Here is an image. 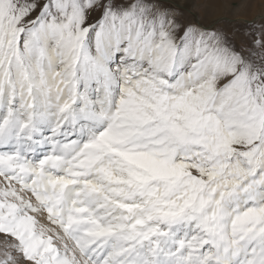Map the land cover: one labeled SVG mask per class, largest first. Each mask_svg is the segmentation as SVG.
<instances>
[{"label":"snow or ice","instance_id":"obj_1","mask_svg":"<svg viewBox=\"0 0 264 264\" xmlns=\"http://www.w3.org/2000/svg\"><path fill=\"white\" fill-rule=\"evenodd\" d=\"M0 264H264V0H0Z\"/></svg>","mask_w":264,"mask_h":264}]
</instances>
